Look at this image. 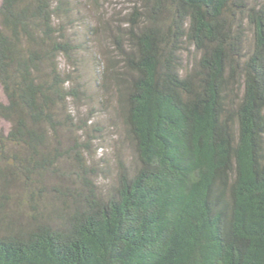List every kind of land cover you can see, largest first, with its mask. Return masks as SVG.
Instances as JSON below:
<instances>
[{
  "label": "trees",
  "instance_id": "16d2710c",
  "mask_svg": "<svg viewBox=\"0 0 264 264\" xmlns=\"http://www.w3.org/2000/svg\"><path fill=\"white\" fill-rule=\"evenodd\" d=\"M73 1L0 0V264H264V0L100 16L136 156L107 190L65 70L83 51Z\"/></svg>",
  "mask_w": 264,
  "mask_h": 264
},
{
  "label": "rangeland",
  "instance_id": "374dc122",
  "mask_svg": "<svg viewBox=\"0 0 264 264\" xmlns=\"http://www.w3.org/2000/svg\"><path fill=\"white\" fill-rule=\"evenodd\" d=\"M74 1L81 3L76 5L77 12L72 18L74 27L70 29L69 34L75 35L83 51L80 54L79 70L74 71L72 67H65V70L79 77L83 102L78 111L82 115L83 122L86 121L88 125L87 132L90 136L84 137L89 142V151L85 153V157L88 164L96 171L92 178L93 182L101 190H107L115 181L119 164L124 163L127 167H132L135 165L136 156L134 146L123 130L122 119L117 116L118 100L113 83L108 80L112 88H106L102 84L104 80L102 82L101 74L106 57L115 56L116 51L111 45L107 32L110 25L106 27L103 22L100 24L98 22L102 14L109 19L113 13L117 15L118 20H122L134 0H99L96 5L88 4L85 0ZM91 26L95 29L93 35L89 34ZM188 59V53H185L186 66ZM0 101H3L1 88ZM7 126L0 120V130L5 131Z\"/></svg>",
  "mask_w": 264,
  "mask_h": 264
}]
</instances>
